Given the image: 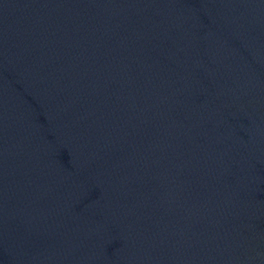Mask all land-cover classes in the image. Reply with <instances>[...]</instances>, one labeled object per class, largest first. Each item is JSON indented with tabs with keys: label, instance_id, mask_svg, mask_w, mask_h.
I'll use <instances>...</instances> for the list:
<instances>
[{
	"label": "water",
	"instance_id": "water-1",
	"mask_svg": "<svg viewBox=\"0 0 264 264\" xmlns=\"http://www.w3.org/2000/svg\"><path fill=\"white\" fill-rule=\"evenodd\" d=\"M0 264H264V0H0Z\"/></svg>",
	"mask_w": 264,
	"mask_h": 264
}]
</instances>
